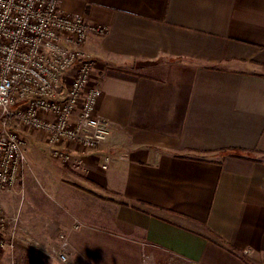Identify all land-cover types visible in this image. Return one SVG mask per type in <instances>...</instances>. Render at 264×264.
I'll return each instance as SVG.
<instances>
[{
	"label": "crops",
	"instance_id": "0c3cea01",
	"mask_svg": "<svg viewBox=\"0 0 264 264\" xmlns=\"http://www.w3.org/2000/svg\"><path fill=\"white\" fill-rule=\"evenodd\" d=\"M58 5L108 27L81 50L109 136L35 199L68 264H264V0Z\"/></svg>",
	"mask_w": 264,
	"mask_h": 264
},
{
	"label": "built area",
	"instance_id": "2783aa9c",
	"mask_svg": "<svg viewBox=\"0 0 264 264\" xmlns=\"http://www.w3.org/2000/svg\"><path fill=\"white\" fill-rule=\"evenodd\" d=\"M107 32L105 25L63 13L58 0H0V191L22 178V127L43 132L52 156L74 168L83 158L70 145H104L110 130L98 115L100 82H91L96 61L81 47ZM109 162L106 154L102 168ZM13 222L0 209V249L15 247ZM59 256L66 260L64 252Z\"/></svg>",
	"mask_w": 264,
	"mask_h": 264
},
{
	"label": "rangeland",
	"instance_id": "374dc122",
	"mask_svg": "<svg viewBox=\"0 0 264 264\" xmlns=\"http://www.w3.org/2000/svg\"><path fill=\"white\" fill-rule=\"evenodd\" d=\"M20 135L27 153L22 178L11 191H0V209L14 221L17 237L11 251L0 249V264H68L67 255L66 260L59 256L66 254L61 235H67L59 214L66 215V209L35 206L36 198L51 200L50 184L41 169L60 172L64 165L52 156L43 132L22 127Z\"/></svg>",
	"mask_w": 264,
	"mask_h": 264
}]
</instances>
